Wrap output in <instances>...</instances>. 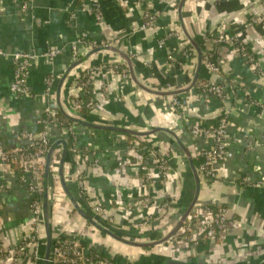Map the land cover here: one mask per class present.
Segmentation results:
<instances>
[{
    "label": "crops",
    "instance_id": "crops-1",
    "mask_svg": "<svg viewBox=\"0 0 264 264\" xmlns=\"http://www.w3.org/2000/svg\"><path fill=\"white\" fill-rule=\"evenodd\" d=\"M76 1L30 0L25 10V0H0V51L4 53L0 54V149L24 147L29 143L24 135L38 133L43 114L58 111L55 99L58 81L71 63L88 51L79 46L78 57L73 55L71 44L82 32L97 45H102L107 39H120L116 46L128 54L129 51L136 54L133 58L136 74L153 88L166 90L169 87H185L192 80L196 56L181 28L178 16L181 0H173L177 2L175 7L168 4L170 0H153L154 10L159 17L155 27L145 31L140 30L143 11L135 0H115L121 7H114L108 0H100L103 25H99L82 4L76 6ZM86 1L95 3V0H85V6L88 5ZM69 10L76 16L71 24L68 23ZM181 18L189 34L203 42V55L205 51L214 54L220 73L211 75L202 66L199 80H211L227 87L225 108L216 97L199 94L196 85L178 96L183 100V113L175 114L172 111L174 97H159L140 91L132 83L129 72L128 76H124L112 69L94 75L88 93L80 92L75 83L85 70L103 64H122L121 59L109 51L93 54L71 72L62 88V102L68 111H76L82 118L95 123L173 129L193 156L207 149L210 142L193 138L190 134L192 125L198 122H207L208 125L209 121L227 116V141L233 155L226 161L215 163L216 177L201 174L198 203L225 205L238 216V222L232 223L228 239L221 242L207 240L199 231H195L193 236L197 245H191L189 253L180 251L182 254L176 257L185 260L188 255L189 261L197 264H249L264 254V186H253L264 183V148L254 146L264 136V112L259 107H264V0H186ZM228 29L239 36V41L245 45L254 62H249L235 44L218 46L213 43V38L231 36ZM170 32H178L179 36L168 38ZM162 39L166 42L160 48L158 43ZM54 45L63 47V52L53 62L42 57L35 61L28 77L30 96L12 93L14 53L30 51L42 55ZM189 46L194 52L190 57H184L182 52ZM180 63L184 66L181 67ZM49 75L56 79L51 92L46 90L45 83ZM229 84L236 87L230 89ZM77 96L81 98L85 110L90 112L92 107H100L101 110H96L93 116L82 115L75 105L78 100L74 97ZM89 101L93 103L91 108L86 105ZM99 114L112 118V121H100ZM71 124L72 135L64 127L53 124L49 127L51 142L65 139L73 149L72 141L74 138L76 140L79 152L75 155V168H71L69 160L65 165L67 185L75 196L84 200L78 186V182H83L89 201L113 213L112 219L117 224L122 217L126 218L127 207L132 208L137 198L150 188L146 187L129 152L131 144H128L124 134ZM144 138L150 140L148 145L145 144L149 148L160 146L158 150L168 155L170 151L174 152L172 149L175 147L179 153L174 152L169 179L163 183L165 186H161L158 172L154 171L149 208H159L165 198L166 201L169 198V201H173V198L180 201L191 195L194 185L191 173L174 143L173 147L171 138L164 133ZM87 148L88 151L85 150ZM90 151L98 153V166L90 159ZM153 166L154 162L151 161ZM56 174L55 167L50 177L54 193L52 215L55 237L64 235L79 239L90 250L94 247L104 254L111 253L107 247L97 246L91 240L94 238L84 233L83 229L88 228V223L74 211ZM33 182V177L28 173L24 174L21 182L11 170H0V183L4 184V189L0 190V247L20 246L27 235L33 220L29 193V186ZM133 212L136 214L139 211ZM142 213L141 216H144L146 212ZM134 218H131L132 221ZM100 236L102 234L97 237ZM168 251L177 252L174 248ZM118 259L121 263L130 261L127 257ZM0 264L12 262L0 258Z\"/></svg>",
    "mask_w": 264,
    "mask_h": 264
},
{
    "label": "built area",
    "instance_id": "built-area-1",
    "mask_svg": "<svg viewBox=\"0 0 264 264\" xmlns=\"http://www.w3.org/2000/svg\"><path fill=\"white\" fill-rule=\"evenodd\" d=\"M30 2V0H29ZM136 4L142 8V18L143 22L140 26L141 31L148 30L150 28L155 27L158 20V13L154 10L153 0H135ZM168 4L171 7H175L177 5L176 1L170 0ZM84 10L87 13L91 14L99 25H103V17L101 5L94 3L92 5H84L82 4ZM24 9L28 8V2L24 3ZM72 10H69L68 14ZM76 19L74 12L70 15L69 22H73ZM168 38L178 37L179 33L170 32ZM213 43L215 44H235L237 41L239 45L237 46L238 50L243 53L248 59L249 62H254V58L248 54L246 51V47L243 43L239 41V36L236 34L233 36L225 35L219 38H213ZM121 42L120 39H107L102 45H97L95 42L90 41L86 33H80L74 42L71 44L73 55L76 57L78 55L79 46L84 48L85 50H91L94 48H100L105 45L116 46ZM165 39L159 40V47L163 48L165 46ZM63 52V47L54 45L51 46L43 53L42 55H38L36 53L30 51H19L14 53L13 55V64H14V76L13 81L11 83V92L18 96H30V91L28 87V77L30 75V70L34 65L35 61L38 59L45 58L48 61H54L59 55ZM194 51L192 49H184L182 55L184 57H190L191 53ZM0 54H4L0 51ZM129 55L132 58L136 57V54L132 51H129ZM180 66L183 67L182 63ZM202 66L209 72V74H219L220 68L218 63L215 61L214 54L212 52H206L203 55V64ZM105 69H112L114 71H121L122 75L128 76V69L120 70V67L114 64L99 65L92 67L88 70H85V75L83 78V83L80 84L83 87H87L89 90L93 85V76L102 73ZM80 80V79H79ZM56 79L49 75L45 79L46 90L51 92L54 89ZM80 82L75 83L79 84ZM82 86H79L78 89L81 91H86ZM230 89H234L236 86L234 84L227 85ZM204 91V95L214 96L221 103L222 107L225 108L227 105V92L226 86L224 87L220 83L213 82L211 80L206 81L203 85L200 86ZM174 89V88H173ZM76 108L82 107V103L77 101L75 104ZM87 107L93 106V103L89 101ZM259 106V105H258ZM261 107V111L264 112V107ZM178 108V103L176 98H173L172 101V110L175 113H180L181 111ZM46 113L52 118L50 122L46 124L44 131L41 133L35 134H26L24 137L28 139V144L25 146H32L35 148L34 151L25 152L24 147L15 148V149H0V170L8 169L12 170V166L15 164H19L23 169L24 174H30L34 182L29 186V193L31 196L30 209L33 214L32 225L27 230V235L24 237L20 246L17 247H0V258L8 259L12 262V264H39L40 262V253L43 247V223H42V197H43V174H44V164L46 154L52 144L49 139V127L53 125H57L59 127H64L68 129L69 133L72 135V124H67L60 120L59 118L54 117V112L47 111ZM71 123V122H70ZM193 138H202L210 142V146L202 150L200 152L201 157L203 158V162L198 168V171L201 174L207 175L209 177H216V173L214 170V165L218 161H226L232 158V152L229 150L227 134H228V120L227 116L223 117L220 120L218 126L207 125L204 123H195L191 127V132ZM264 148V136L262 139L255 144L254 146ZM73 151L78 153L76 146V140L72 141ZM129 152L133 156L136 164L139 168V171L143 174V181L146 186H150L155 179L154 171L158 172V177L160 182L168 181L169 174L171 170V161L168 155L163 153L158 149H151L147 146L142 147L139 141H135L130 145ZM151 161L154 162L153 168L151 167ZM23 176L21 182H23ZM1 185V184H0ZM254 187H263L264 183L260 182L259 184L253 185ZM4 189V186H0V190ZM81 193L83 196L85 195V187L81 185ZM90 205L92 211L101 218L105 222H113L111 214L100 204H95L89 201L88 197L84 199ZM169 206V205H167ZM198 206V210H197ZM197 211V212H196ZM232 210L230 208L215 206L211 203H198L195 207V213H192L184 225L188 224L186 230L182 232L184 229V225L180 231L181 238H187L189 233L192 232V236L195 231H199L200 234L205 237L207 240H213L215 238L223 237V235L228 230L227 220L229 219ZM188 222V223H187ZM187 233V236L184 235ZM196 240V239H195ZM79 241L74 238H69L64 235L58 236L55 239L54 247L52 250V255L50 259V264H113L111 263V259L101 258L100 254L93 253L88 248H81Z\"/></svg>",
    "mask_w": 264,
    "mask_h": 264
},
{
    "label": "water",
    "instance_id": "water-1",
    "mask_svg": "<svg viewBox=\"0 0 264 264\" xmlns=\"http://www.w3.org/2000/svg\"><path fill=\"white\" fill-rule=\"evenodd\" d=\"M108 1H110V3L114 5V7L120 6L118 2H114L115 0H108ZM185 1L186 0H181L179 2L178 16L181 21V28L183 34L187 38L189 44L194 48L195 56H196V69L192 77V80L188 85H186L185 87H178V88L166 89V90L153 88L149 84H146L143 81H141V79L137 76L135 71V66H136L135 61L125 50H123L121 47L105 45L100 48H94L87 51V53L83 57L76 59L71 63V65L61 75L58 81L55 99L57 104V110L62 115V117H64L66 120H68L71 123L81 125L89 129H96L101 131H113L124 135L136 136L142 138L153 136L157 133H164L168 135L173 140L174 144L179 149L181 154L184 156L185 161L187 162L194 183L191 198L189 199L187 205L184 207V210H182V213L180 214L175 225H173V227L170 230H168L162 236H157L156 238H153V240L140 241L134 235L125 234L122 231L114 228V226H112L110 222L103 221L101 218L96 216V214L89 208V206L83 200H81L80 198H78L73 194V192L68 187L66 182L65 165H66V161L69 160L71 168L72 169L75 168L76 153L73 151L72 147L70 146L67 140L65 139L56 140L52 142L46 154L45 164H44L43 197H42V223H43L44 238H43L42 251L40 253L41 259L39 264H50L52 250L56 239L54 234L55 230H54V224L52 219L53 215L51 209L52 208L51 199L54 193L51 190L49 183L51 173L53 172V169L55 167L57 168L56 176L59 178L60 184L64 192L66 193L67 197L69 198L74 211H76L78 215H80V217H82L89 225H91L101 234H105L111 239L126 246L146 249V248H152L155 246L163 245L169 242L177 234L180 233L183 225L185 224L189 216L194 211L196 205L198 204L200 191H201V175L194 163V158L191 151L189 150L187 145L182 141V139L179 137L176 131L163 126H153L148 128L144 126L127 127L116 124L110 125V124L95 123L92 120L82 118L80 115L77 114L76 111L75 112L68 111L67 109H65L61 97L63 85L65 84L66 80L69 78L71 72L81 64L85 63L93 54L101 51H109L116 54L121 59L122 63L126 65L132 82L142 91L148 94H152L159 97H178L194 89L198 83L202 70L203 44L200 39L195 38L189 34V32L187 31V29L185 28L182 22V18H181L182 8L185 4ZM227 108L229 109L230 105ZM113 216H114L113 213H111V217ZM153 236L154 235H151L150 237ZM119 264L122 263L119 262ZM133 264H197V263H194L189 260L186 261L183 259L169 257V256L166 257L161 256L155 258L154 261L145 259V260L136 261Z\"/></svg>",
    "mask_w": 264,
    "mask_h": 264
},
{
    "label": "rangeland",
    "instance_id": "rangeland-1",
    "mask_svg": "<svg viewBox=\"0 0 264 264\" xmlns=\"http://www.w3.org/2000/svg\"><path fill=\"white\" fill-rule=\"evenodd\" d=\"M86 3H88L89 5L94 4V2L89 3L87 1H86ZM49 62H53V61H50L49 60ZM169 88L172 89L171 87H169ZM140 91H142V90H140ZM107 93H108V91H107ZM77 95H79V93H77ZM88 108H91V107H88ZM91 109L93 110V107ZM100 110H101V108L100 107H97V111L99 112ZM102 110L105 112L104 106L102 107ZM100 113H102V112H100ZM182 113H183V111H180V113H178V115H180ZM105 115H106V113H105ZM100 116L102 118V119L100 118V121H102V120L105 121V122L112 121V118H108L106 116L104 117L103 115H100ZM190 132H191V129H190ZM143 139L145 140L144 141V144H147L150 141L148 138L147 139L146 138H143ZM171 141H173V140L171 139ZM171 143L173 145L174 142H171ZM174 145H173V147H174ZM151 149L152 150L153 149H160V146H155V147H152L151 146ZM170 149H172V148H170ZM85 150L88 151V148L85 149ZM172 150H174L175 153H178V151L176 150L175 147ZM90 152H91L90 154L92 156V158L90 157V159L95 163L96 166H98V164H99L98 163L99 162L98 153H93L92 151H90ZM174 152H171L170 151L169 154H168V157L170 158V161H173L174 160V157H175L174 156L175 155ZM181 156L184 159V156L182 154H181ZM184 163L185 162H183V164ZM163 182H164V184L166 183L165 181H163ZM81 185H83V182H80V183L78 182V186H79L80 192H81ZM161 186H165V185H163V183H162ZM50 187L52 188L51 185H50ZM146 187L147 188L148 187L152 188L153 186L150 185V186H146ZM150 188L148 190L146 189L145 192L142 193L139 198H137V201L134 202L135 205L132 208H130V207L128 208L127 207V210H126L127 211L126 218L123 219V217H122L121 222H119V223L116 224L115 221L111 222L109 220V222L111 223L112 226H114V228L122 231L125 234H132V235H134L140 241L153 240V238H156L157 236H162L168 230H170L173 227V225H175V223L178 220L180 214L182 213V210H184V207L187 205V203L189 201V198L191 196V195H188V197H186L184 200H180V201H178V198H173V201H166L167 199L165 198L161 202L159 208H156V209H155V207L149 208V204H150L149 202L151 201V199H150V196H151L150 195V193H151L150 192ZM53 196H52V198H53ZM83 197H84V199L87 198L85 196H83ZM88 199H89V197H88ZM83 201L91 209V207L88 204V202H86L85 200H83ZM156 202H159V201H156ZM155 205H158V204H155ZM167 205H169V206H167ZM134 210L135 211H139V212H137L138 214L137 213L135 214L133 212ZM197 210H198V206H197ZM142 211H144V213L146 212L147 214L145 213L144 216H141V214H143ZM124 213L125 212H123V214ZM131 215H132V217H135L133 221L131 219L132 218ZM158 219H160L161 221L158 220ZM128 220H129V222H128ZM124 222H125V224H124ZM235 222H238V221L236 220ZM229 223H232V222H230V219L227 220L228 230L223 235V237H220L218 239L215 238L212 241L220 240V242H221V241H223L225 239H228L227 236L231 233L232 228H233V227L229 226ZM188 224L184 225V227H183L184 230L182 229L183 230L182 232H184L187 229L186 227L189 226ZM87 227L88 228H86V230L83 229V231H84L85 234H88L89 236H91V237L94 238V239H91L92 242H95L97 244V246L103 245L104 247H107V249L111 251V253L104 254L101 251H99L98 249L92 247L93 248L92 250L94 252H96V253H98L100 255H103V256H105L108 259L114 260L116 262V264H119L118 257H121V258L124 257V258H126L125 251H123V250L120 249L122 247H124L125 249H127L124 244H121V243H119V242L111 239L110 237L106 236L105 234H102V236H100L101 238H99V237H97L98 235H101V234H99L100 233L99 231L95 232V230H89V229H92L93 228L89 224H87ZM127 229L129 231H131V232H129ZM151 235H154V236L153 237H150ZM195 239H196L195 236H192V232H191V233H189V235L187 236V238H185V237L184 238H181V237L180 238H177L176 239V242H177V244H179V243H186L187 244L188 243L189 246H191V245L195 246V245H197V240H195ZM77 241H79V239H77ZM198 244H199V241H198ZM170 247H171L170 244H169L168 247H165L167 249L166 251H164L163 248H158L157 250L156 249H153V250H151V249H148V250H145V249H136L135 251H137V253H139V255L141 257H146L148 260H153V261H154V259L156 257H161V256H165V257L166 256H169V257H174V258L180 257V255L182 253H179L180 251H177V252H173L174 254H172L171 252L168 251L169 249H172ZM188 249L189 248H187V250ZM189 258L190 257L186 258L185 260H189ZM255 260L252 261L249 264H264V254H260V256L257 259H255ZM122 264H131V262L130 261H127V262L125 261V263L122 262Z\"/></svg>",
    "mask_w": 264,
    "mask_h": 264
},
{
    "label": "trees",
    "instance_id": "trees-1",
    "mask_svg": "<svg viewBox=\"0 0 264 264\" xmlns=\"http://www.w3.org/2000/svg\"><path fill=\"white\" fill-rule=\"evenodd\" d=\"M84 1L85 0H78V1H76V3H75V5L76 6H80L81 4H83L84 3ZM25 2L27 3V2H29V0H25ZM95 3H97V4H100L101 2H100V0H95ZM72 14V11L69 13V16H68V23L69 24H71V22H69V18H70V15ZM228 33L232 36L233 34V31L231 30V29H228ZM202 44H203V42H202ZM220 45H222V44H218V46H220ZM235 45L236 46H238L239 45V42L237 41L236 43H235ZM189 48H191V46H189ZM79 55V54H78ZM78 55L76 56V58L78 57ZM117 63H119V62H117ZM108 66L110 65V64H107ZM114 65H117V66H119L120 67V70H122V69H126L127 67L122 63H120V64H114ZM119 72V71H118ZM121 72V71H120ZM85 75V73L83 72L82 74H81V76H80V80L78 79V82H80L79 84H77V87H79V86H82V85H80V84H82L84 81H83V76ZM206 82V80H203L202 78L199 80V82H198V84H197V86H196V89H197V92L199 93V94H202V95H204L205 93H204V91L202 90V88H200V86L201 85H203L204 83ZM83 87V86H82ZM83 89H85L86 91H87V93H88V91H89V89L87 88V87H83ZM74 99L75 100H78V101H80L81 100V98L79 97V96H77V97H74ZM176 100H177V103H178V108L180 109V107H182V105H183V100L181 99V97H177L176 98ZM82 115H85L86 117H88V116H93L94 114H96V108L94 107L93 108V110H91L90 112L89 111H87V110H85V108H82V107H80V108H78L77 109ZM54 117H56V118H59L60 120H62V121H64L65 123H66V125L67 124H71L68 120H66L64 117H62V115L58 112V111H55L54 112ZM223 117H220L219 119H215V120H212V121H209L208 123L210 124V125H212V126H218L219 125V123H220V120L222 119ZM50 119H52L50 116H49V114L48 113H44L43 114V117H42V120H41V122H40V124H39V127H38V133H41L42 131H44V129H45V127H46V124H45V122H47V123H49L50 122ZM45 121V122H44ZM204 124H207V122H203ZM208 124V125H209ZM126 137H127V141H128V144H132V143H134L135 141H139L140 142V145L142 146V147H145L146 145L144 144V139L142 138V137H136V136H129V135H126ZM35 150V148L34 147H32V146H25L24 147V151L25 152H29V151H34ZM193 158H194V163H195V165H196V167H197V169L200 167V165L202 164V162L204 161L203 160V158L201 157V155L199 154V155H194L193 156ZM12 170H13V172L14 173H16L17 175H18V179H19V181H21V179H22V176H23V169L20 167V165L19 164H15V165H13L12 166ZM140 176L142 177V178H144V176H143V174L140 172ZM50 183V185H52L51 184V182H49ZM1 185H3L4 186V184H2V183H0ZM0 185V186H1ZM51 190H52V188H51ZM192 195V194H191ZM190 199V198H189ZM169 200H171L170 198L168 199V201ZM209 203H211V204H213V205H215V206H222V207H226V208H228L227 206H225V205H220L219 203H215V202H209ZM51 207L52 208H54V200H52L51 199ZM51 208V209H52ZM53 210H55V212H56V209H53ZM192 213H195V209H194V211L192 212ZM53 219V221H54V218H52ZM229 219H230V222H234V221H238V216L236 215V214H234V213H231L230 214V216H229ZM232 223H229V226H233V224ZM92 230H95V232H97V230L96 229H94V228H92ZM184 235H186L187 236V233H185ZM104 236V235H103ZM181 237V235H180V233L179 234H177L173 239H171L169 242H167V243H165V244H163V245H159V246H155V247H152V248H146L145 250H148V249H151V250H153V249H158V248H163L164 249V251L165 250H167L165 247H168L169 246V244H170V248H174V249H176L177 251H182V252H184V253H189V249H190V246H189V244L187 243H184V244H177V242H176V239L177 238H180ZM218 239V238H217ZM216 241V240H215ZM218 241V240H217ZM185 245V246H184ZM187 245V246H186ZM126 246V245H125ZM80 247L81 248H86L83 244H80ZM126 248L127 249H125L124 247H122V248H120L121 250H123V251H125V255H126V257H127V259H129L130 260V262H132V263H135L136 261H140V260H145V259H147L146 257H141L140 255H139V253H137V251H135L136 249H140V248H135V247H130V246H126ZM187 248H189L188 250H187ZM92 251V250H91ZM93 253H95L94 251H92ZM172 253V252H171ZM172 254H174V253H172ZM100 257L101 258H105V256H103V255H100ZM187 258H188V255L186 256ZM157 258V257H156ZM111 261V263H113V264H116V262L114 261V260H110ZM127 262V261H126Z\"/></svg>",
    "mask_w": 264,
    "mask_h": 264
}]
</instances>
